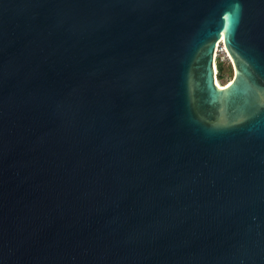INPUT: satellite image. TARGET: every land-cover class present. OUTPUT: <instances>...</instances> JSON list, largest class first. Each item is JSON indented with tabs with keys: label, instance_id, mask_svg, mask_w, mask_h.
Returning <instances> with one entry per match:
<instances>
[{
	"label": "water",
	"instance_id": "1",
	"mask_svg": "<svg viewBox=\"0 0 264 264\" xmlns=\"http://www.w3.org/2000/svg\"><path fill=\"white\" fill-rule=\"evenodd\" d=\"M0 264H264V0H0Z\"/></svg>",
	"mask_w": 264,
	"mask_h": 264
},
{
	"label": "rangeland",
	"instance_id": "2",
	"mask_svg": "<svg viewBox=\"0 0 264 264\" xmlns=\"http://www.w3.org/2000/svg\"><path fill=\"white\" fill-rule=\"evenodd\" d=\"M219 64L222 65V70L219 69ZM215 74L216 81L220 82L223 86L227 85L233 79L235 74L234 65L230 56L227 57L220 47L218 53H216Z\"/></svg>",
	"mask_w": 264,
	"mask_h": 264
},
{
	"label": "built area",
	"instance_id": "3",
	"mask_svg": "<svg viewBox=\"0 0 264 264\" xmlns=\"http://www.w3.org/2000/svg\"><path fill=\"white\" fill-rule=\"evenodd\" d=\"M219 47L222 48V50H223L224 53L227 55V57H229V56H228V53H227V51H226V49H225V47H224V45H223V43H220V44L217 46L216 53H218V51H219Z\"/></svg>",
	"mask_w": 264,
	"mask_h": 264
},
{
	"label": "trees",
	"instance_id": "4",
	"mask_svg": "<svg viewBox=\"0 0 264 264\" xmlns=\"http://www.w3.org/2000/svg\"><path fill=\"white\" fill-rule=\"evenodd\" d=\"M219 69L222 70V65L221 64H219Z\"/></svg>",
	"mask_w": 264,
	"mask_h": 264
},
{
	"label": "bare ground",
	"instance_id": "5",
	"mask_svg": "<svg viewBox=\"0 0 264 264\" xmlns=\"http://www.w3.org/2000/svg\"><path fill=\"white\" fill-rule=\"evenodd\" d=\"M217 83H218L219 86L224 87L223 85L220 84V82H217Z\"/></svg>",
	"mask_w": 264,
	"mask_h": 264
}]
</instances>
